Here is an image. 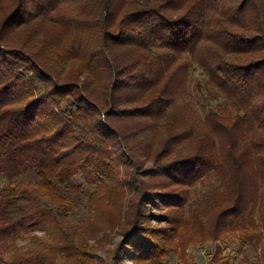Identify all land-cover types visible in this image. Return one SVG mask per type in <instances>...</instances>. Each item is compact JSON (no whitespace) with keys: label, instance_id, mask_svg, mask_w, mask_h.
Masks as SVG:
<instances>
[{"label":"trees","instance_id":"1","mask_svg":"<svg viewBox=\"0 0 264 264\" xmlns=\"http://www.w3.org/2000/svg\"><path fill=\"white\" fill-rule=\"evenodd\" d=\"M78 175L93 189L73 222ZM0 176V264H190L198 243L258 246L264 0H0ZM222 252L214 264L231 263Z\"/></svg>","mask_w":264,"mask_h":264},{"label":"rangeland","instance_id":"2","mask_svg":"<svg viewBox=\"0 0 264 264\" xmlns=\"http://www.w3.org/2000/svg\"><path fill=\"white\" fill-rule=\"evenodd\" d=\"M194 78H203V74L201 70H194L193 71ZM191 89L193 92V96L190 99L191 102L194 103L197 110H199L200 113H203V108L201 107L202 104L207 105L208 100L205 98V96L208 93L207 89H204L202 91H199L195 89L194 84L191 85ZM216 100H213V103H215ZM31 179L36 180L37 177L35 175L31 176ZM4 178L0 176V186L3 184ZM77 183L84 184V190L78 194L75 195V200L78 204V208L74 211H72L71 218L73 222H78L80 220H83L87 215V206L89 201V195L92 191V187L85 184L83 178L81 175H78L76 178ZM210 187V183L208 182L206 186L203 188L208 189ZM153 213L160 214L162 211L160 209H152ZM152 223L154 226H159L161 223L157 222L156 220ZM162 226H166L164 223ZM38 235L43 234L41 231L36 232ZM19 245H23L25 247H28L31 245V239L25 237V234L21 232L19 235L12 236ZM123 238V235L117 234L116 239L108 241L101 249H99V253L106 257L107 253L106 250L111 247L115 248L117 242H119ZM92 242H95L94 239L91 240ZM221 247L222 254L221 256H231V263L230 264H264V242H261L258 246L254 245L252 242L248 243L243 250V252H239V246L240 241L239 237H232L228 239L225 243L221 242H205V243H198L196 245H191L189 247L188 252L190 253L189 262L190 264H214L212 257L214 253L216 252L218 247ZM165 262L169 264H181L179 253L173 252L170 255L167 256ZM125 264H131V260L129 257L124 258Z\"/></svg>","mask_w":264,"mask_h":264}]
</instances>
